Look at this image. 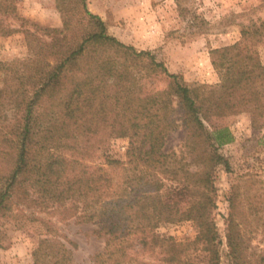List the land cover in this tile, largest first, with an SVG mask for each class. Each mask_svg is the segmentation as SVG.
<instances>
[{
    "label": "trees",
    "instance_id": "trees-1",
    "mask_svg": "<svg viewBox=\"0 0 264 264\" xmlns=\"http://www.w3.org/2000/svg\"><path fill=\"white\" fill-rule=\"evenodd\" d=\"M7 1L5 14L12 11ZM56 5L62 26L40 27L48 39L30 34V55L0 61V217L14 199L60 216L86 214L104 239L103 251L88 264H222L215 173L227 168L219 147L234 134L213 119L242 111L264 115V64L244 49V41L264 35V18L243 26L239 41L211 49L222 67L218 82L190 87L151 52L109 34L86 0ZM13 31L1 28L5 35ZM156 71L170 78L187 163L162 150L175 127L171 99L151 108L124 95ZM117 136L127 139L123 159L106 153ZM190 188L195 193L185 200ZM181 220L193 223V238L157 231L160 223ZM44 224L32 264H76L69 241ZM232 227L228 223L227 254L230 264H241V239Z\"/></svg>",
    "mask_w": 264,
    "mask_h": 264
},
{
    "label": "rangeland",
    "instance_id": "rangeland-1",
    "mask_svg": "<svg viewBox=\"0 0 264 264\" xmlns=\"http://www.w3.org/2000/svg\"><path fill=\"white\" fill-rule=\"evenodd\" d=\"M9 1L12 7L8 10L12 11L5 14L8 1L0 0L4 5L3 9L0 6V61L6 62L31 54L30 34L48 39L40 27L60 28L63 24L56 0ZM86 6L101 17L109 34L137 50L151 52L190 87L218 82L222 67L213 62L211 49L239 41L243 26L264 18V0H86ZM8 26L15 31L2 34L1 28ZM244 43L245 52L264 64V35ZM124 95L134 104L151 108L161 106L165 98L171 99L175 127L165 136L162 150L183 156L180 152L186 132L180 125L181 113L171 94L170 78L161 71L148 73ZM213 122L228 126L234 134L232 142L219 147L227 168L218 166L215 173L213 216L222 264L231 262L227 254L228 223L241 239V264H264V115L242 111L219 116ZM126 147L125 137H113L106 153L123 159ZM183 162L188 158L183 156ZM194 193L190 188L185 200ZM45 222L69 241L65 244L76 264H88L91 255L104 249V239L96 235V224L86 214L60 216L53 208L40 209L14 199L11 211L0 217V264H32V250L45 236ZM195 230L189 220L157 226L159 233L181 241L193 238Z\"/></svg>",
    "mask_w": 264,
    "mask_h": 264
}]
</instances>
